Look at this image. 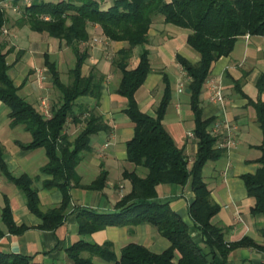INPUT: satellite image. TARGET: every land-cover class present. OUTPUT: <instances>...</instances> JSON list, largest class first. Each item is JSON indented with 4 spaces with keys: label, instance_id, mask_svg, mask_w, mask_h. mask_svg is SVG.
Listing matches in <instances>:
<instances>
[{
    "label": "trees",
    "instance_id": "16d2710c",
    "mask_svg": "<svg viewBox=\"0 0 264 264\" xmlns=\"http://www.w3.org/2000/svg\"><path fill=\"white\" fill-rule=\"evenodd\" d=\"M5 1H10L13 7L19 5V0H0V4ZM19 12L16 27H27L31 33L63 44L74 57V65L68 71L69 81L63 84L55 63L44 56V67L59 97L57 104L50 109L51 119L45 120L18 95V89L7 75L6 58L13 49L4 53L0 44V103L9 111L10 127H22L31 138L29 144L17 146L24 152H45L47 164L40 172L50 178L43 182V187L62 194L59 206L42 212L31 180L26 176L15 179L6 172L0 146V171L22 192L29 212L41 220L38 227L41 230L54 231L62 224L69 204L70 186L78 185L76 168L80 155L90 151L91 137L111 131L96 113L104 77L95 69H91L86 77L82 76V68L89 59V49L84 47L89 42L87 27L97 26L106 41L126 45L110 64L120 74L114 93L126 100L123 113L134 126L132 137L125 144L126 162L135 169L146 171V175L140 177L135 171H124L122 178L129 181L130 192L115 204L113 214L81 209L79 234H91L108 226L147 223L168 241L169 246L157 254L141 245L128 244L117 259L110 243L95 245L80 240L68 249V257L74 264H93L92 257L115 264H227L229 254L236 249H253L264 255V245L248 236L236 242H226L223 230L211 222L220 208L211 200L202 171L208 162L220 160L224 152L216 148L217 139L208 133L214 120L202 119L200 100L214 63L229 57L239 39L264 38V0H33L29 7H20ZM155 18H161L163 25L188 32L186 46L199 57L196 64L176 57V63L188 80L186 90L194 119L193 138L197 150L190 168L183 151L175 146L161 125L171 97L168 79L163 77V94L154 118L141 113L134 99L151 68L146 50L139 56L138 64L131 68L133 50L147 45L148 32ZM8 23L7 12L0 9V37ZM256 88L259 95L264 93V75L259 78ZM235 89L247 99L241 94L239 83L235 84ZM80 99L92 100L93 107L84 112V107L76 105ZM248 104L255 110L262 133V144L258 148L261 157L256 161L255 173L243 175L242 180L247 196L254 201L250 207L251 215L260 216L264 221V106L260 101H248ZM69 120L82 125L73 139L65 134ZM106 178V172L100 173L87 189H100ZM188 181L193 193L188 214L200 243L195 242L189 228L171 210L169 203L156 200L158 185L183 187ZM1 220L10 234L19 235L26 230L24 226L15 225L7 199H4ZM262 234L264 236V231ZM82 252L88 253L89 258H81ZM0 264L34 263L27 257L0 253Z\"/></svg>",
    "mask_w": 264,
    "mask_h": 264
},
{
    "label": "crops",
    "instance_id": "0c3cea01",
    "mask_svg": "<svg viewBox=\"0 0 264 264\" xmlns=\"http://www.w3.org/2000/svg\"><path fill=\"white\" fill-rule=\"evenodd\" d=\"M7 14L9 23L4 27L7 35L0 37L4 53L13 49L6 58L7 75L18 89V95L41 115L42 103L51 109L57 104L54 99L56 97L59 99L44 67V56H48L50 62L55 63L60 81L65 84L61 66L69 50L63 44L45 36L35 37L34 35L38 34L31 33L27 27H16L15 22L20 17H12L9 11ZM168 27L163 25L161 18H155L148 32L147 45L143 48L137 47L141 48L139 54H135L137 48L133 50L130 67L134 68L138 64L139 56L146 50L151 68L150 75L134 99L141 113L154 118L155 109L163 94V77L168 79L171 97L161 125L175 146L183 151L190 168L197 150L193 138L194 119L186 90L188 80L176 63V57H182L191 64H196L199 57L186 46L188 32L170 30ZM87 33L89 42L84 47L89 49V59L82 68V76L86 77L91 69H95L104 77L96 113L102 117L111 131L108 134L99 133L91 137L90 151L80 155V162L76 168L78 185L70 186L65 217L54 231L38 228L41 220L29 212L22 192L0 171L1 254L27 257L34 264H74L68 257V249L80 240L95 245L110 243L117 259L121 250L128 244L141 245L157 254L169 246L168 241L147 223L136 226H108L91 234H79L81 209L93 210L99 214H113L115 204L130 192L129 181L122 178L124 171H135L140 177L146 175V171L135 169L126 162L125 144L131 139L134 126L123 113L127 105L126 100L114 93L120 74L114 71L110 64L116 53L126 45L106 41L97 26L89 25ZM59 47L61 50H58ZM73 61L74 59L71 65H74ZM39 70L45 71L41 82L36 75V71ZM262 75L264 38H241L236 42L229 57L221 58L212 65L207 80L220 89L223 105L210 102L212 93L207 82L200 98L203 120L212 119L213 123L226 122L232 129V148L228 151L222 150L224 152L222 158L217 162H208L202 171V178L210 191L211 200L220 208L211 222L223 230L224 240L228 243L248 236L259 245H264L263 218L251 215L250 207L254 201L247 196L242 180L243 175L255 173L258 168L256 161L261 157L258 148L262 144V133L257 124L255 110L248 101L253 103L260 101L264 106V93L259 95L256 88ZM236 83L240 84V92L247 99L242 98L237 92ZM76 105L84 107L85 112L93 107L94 102L90 99H80ZM75 111L78 113L77 109ZM8 114V109L0 103V146L6 172L15 179L26 176L31 180L32 187L37 191L42 212L59 206L62 194L58 190H47L43 187V182L50 178L40 172L47 164L45 152L43 150L24 152L18 148L17 144L30 143V134L22 127L11 128ZM81 129L82 125H76L69 120L65 134L72 139L74 138L72 136ZM217 133V143H221L225 131L220 129ZM102 172L107 174L104 185L100 189H87ZM4 199L8 201L15 225L26 227L19 235L10 234L1 220ZM156 200L169 203L171 210L187 225L195 242L200 243V237L194 231L188 214V207L193 201L190 181L183 187L158 185ZM80 256L83 259L89 258L86 252H82ZM244 262L263 263L264 255L253 249H236L227 259V264ZM92 263L115 264L113 261H104L97 257H92Z\"/></svg>",
    "mask_w": 264,
    "mask_h": 264
},
{
    "label": "built area",
    "instance_id": "2783aa9c",
    "mask_svg": "<svg viewBox=\"0 0 264 264\" xmlns=\"http://www.w3.org/2000/svg\"><path fill=\"white\" fill-rule=\"evenodd\" d=\"M33 0H19V5L17 7H13L12 3L10 1H5L0 4V9L5 10L6 12L8 11H18L20 10V7H29L32 4ZM1 34L3 36L7 35L6 31L3 29L1 31ZM45 73L44 70H39L36 71L37 79L38 81L41 82L43 74ZM207 86L209 87L212 96L210 98V102L213 104H218L220 106L223 105V98L221 91L218 87H215V85L212 82H207ZM42 108V117L45 120H50L51 119V114H50V109L48 106L44 103L41 104ZM222 129L225 131L224 136L222 137L221 143H217V149L219 150H225L228 151L232 148L233 146V135H232V129L226 122H215L212 123L208 133L212 138L217 139L218 131Z\"/></svg>",
    "mask_w": 264,
    "mask_h": 264
},
{
    "label": "rangeland",
    "instance_id": "374dc122",
    "mask_svg": "<svg viewBox=\"0 0 264 264\" xmlns=\"http://www.w3.org/2000/svg\"><path fill=\"white\" fill-rule=\"evenodd\" d=\"M43 1H45V2H57V1H60V0H43ZM108 1L110 2V0H108ZM9 12L11 13V16L12 17H15V18H19L20 17V12L19 11H14V12L9 11ZM7 16L9 18V15L8 14H7ZM168 28H170V30H177V29H175L174 27H171V26H169ZM182 32L185 33L184 31H182ZM34 36L35 37H39V35H34ZM101 44L103 45V47H105L102 42H101ZM58 50H61V48L59 47ZM140 50H141V48H137L136 51H135L136 52L135 54H139ZM66 54H67V57L64 59L63 65L61 66V74H62V77H63V80H64V83L65 84H67L68 81H69V79H68V70H69V67H70V69L72 68L73 64L71 65V61L74 59V57L72 56V54H71L70 51H67ZM73 63H74V61H73ZM54 93H56L55 90H54ZM54 100H56L58 102L57 97ZM79 132H77L76 135H73L72 137L75 138V136H77Z\"/></svg>",
    "mask_w": 264,
    "mask_h": 264
}]
</instances>
